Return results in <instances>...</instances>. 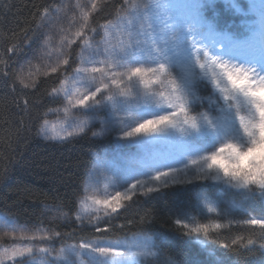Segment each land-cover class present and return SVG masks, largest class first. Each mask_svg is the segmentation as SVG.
Masks as SVG:
<instances>
[{
    "label": "snow or ice",
    "instance_id": "obj_1",
    "mask_svg": "<svg viewBox=\"0 0 264 264\" xmlns=\"http://www.w3.org/2000/svg\"><path fill=\"white\" fill-rule=\"evenodd\" d=\"M103 6L104 0H77L79 17L73 15L67 28L58 29L55 62L46 64L42 74L63 76L49 95L63 99L55 111L64 118L51 122L47 113L38 117V134L48 139L68 141L99 121V131L92 136L114 140L111 153L96 155L75 214V221L83 225L87 220L100 235L81 237L58 250L38 247L37 242H52L61 233L29 232L4 217L3 226L11 231L3 235L13 243L0 244V264H37V251L52 257L39 264H159L162 234L139 231L107 239L111 229L99 222L122 215L141 197L160 200L169 190L186 191L189 186L198 189L195 200L201 216L226 218L236 207L247 218L202 222L195 214L182 213L173 221L181 236L207 253L205 259L192 258L186 264H239L226 253L239 257L240 249L250 251L257 241L237 237L227 243L215 237L235 223L258 229L264 240V215H252L244 207L255 202L264 211V0H122L113 19L93 25ZM38 11L35 29L64 8L41 6ZM226 13L244 17L243 31L226 23ZM32 30H22L25 46L31 43ZM51 39L48 36L45 44ZM77 42L80 62L68 74ZM20 48V42L11 43L6 52L15 54ZM10 59L0 54V66L7 69ZM16 81L23 89H35L39 77L31 71L25 77L21 70ZM23 105L27 111L26 98ZM101 175L106 181L102 191L97 187ZM208 182L223 185L222 191L238 200L223 210ZM139 222L150 223V213ZM213 246L225 255H218ZM259 247L264 250V243Z\"/></svg>",
    "mask_w": 264,
    "mask_h": 264
},
{
    "label": "trees",
    "instance_id": "obj_2",
    "mask_svg": "<svg viewBox=\"0 0 264 264\" xmlns=\"http://www.w3.org/2000/svg\"><path fill=\"white\" fill-rule=\"evenodd\" d=\"M62 0H0V54L5 58L11 56L9 66L4 69L0 66V215L15 221L28 228H43L49 233L60 232L61 238L52 241L60 247L65 243L79 242L81 237L91 238L100 235L95 232L92 224L80 223L74 220L78 210V200L82 194L86 175L93 163V155L113 148L111 137L97 139L91 131L86 134L69 139L68 141H45L38 134L39 119L49 109L61 106L60 98L50 96L54 87H59V73L48 77L39 76V82L35 89H23L16 81L17 65L28 55L29 51L38 45L42 38L41 29H35L39 20L38 9L47 6L56 8ZM122 0H104L102 10L93 18V25L104 23L113 19L115 9ZM226 23L232 24L238 31H243L242 21L244 17L237 14L226 13ZM31 27L28 32L31 43L23 44V29ZM21 43V48L15 54L6 52L11 43ZM79 42L71 50V66L67 73L76 66L79 53ZM8 71V76L3 75ZM15 85V90H13ZM29 101V108L24 110L23 100ZM19 101V107H17ZM213 185L221 200V208L228 210L234 200H238L230 191H222L223 185ZM198 189L186 191H168L165 198L150 200L141 197L122 215L116 217H104L99 223L107 224L111 229L106 234L107 239L123 238L133 232L148 231L162 234L164 239L158 241L163 249V255L159 264H168L170 260L176 264H186L192 258L205 259L200 245L195 241H189L182 237L180 230L173 223L182 213L187 212L199 216L202 222L208 219H219L226 223L228 219L243 220L247 218L241 208L232 207L230 216L226 218L201 216L196 209V192ZM252 215H264L259 203H247L244 205ZM56 210L67 216L68 220L60 221L49 218L46 210ZM150 213L151 222L141 224L140 217ZM132 224L129 225L128 221ZM124 225L123 228L119 227ZM67 234H71L70 237ZM237 237H243L244 242L251 237L257 241L251 250L240 249L241 255L226 253L227 258L239 260V264H260L264 260V250L260 249V243H264L259 237V230L242 224L226 225L215 238L230 243ZM218 249V255H225V250Z\"/></svg>",
    "mask_w": 264,
    "mask_h": 264
},
{
    "label": "rangeland",
    "instance_id": "obj_3",
    "mask_svg": "<svg viewBox=\"0 0 264 264\" xmlns=\"http://www.w3.org/2000/svg\"><path fill=\"white\" fill-rule=\"evenodd\" d=\"M79 2L81 4H87L88 0H79ZM76 3H77V0H62L60 2V4L58 6H60L61 8H64V11L59 13L58 17H57V14L53 12L50 16V19H49L47 25L40 28L42 31V38H41L40 42L38 43V45L36 47H34L32 50H30L28 55L17 65V70H16L17 74L21 73V70H23V75L25 77H27L29 72L31 71L33 74L38 75V77H39V76L43 75L42 73L45 70L46 64L55 62L56 55H57L55 49L59 46V38H60V33H59L58 29L61 26H63L64 28H67L69 26V21L72 19L73 15H75L77 18L79 17V12L75 8ZM73 30H75V29H73ZM48 36H51L52 39L48 42V45H46L45 40L47 39ZM95 39L98 41L100 39V35H97L95 37ZM50 49L52 50L51 56L48 55V52ZM79 52H80V49H79ZM85 56L87 57L88 53H85ZM79 62L80 61H79V55H78L77 59H76V66L79 64ZM36 66H39V68H40L39 73H36ZM71 73H72V71H71ZM57 98H60L62 101L61 106L58 107V108H61L63 105V99L61 97H57ZM56 109H54L53 111H51L48 114L49 117L47 119L51 122H57L59 120H63V118H64L63 112L57 113L55 111ZM99 127H100L99 121L95 122L91 126V133H92V131H99ZM40 137L45 141L62 142L59 140H52V139L45 138V136H43V135H40ZM104 137L97 136L95 138L101 139ZM112 141H113V148L111 150L103 151L102 153H99V154H94L93 155V163H94V160L96 159V155L104 156L105 153H111L113 151V149L115 147V143H114L113 139H112ZM93 163H92V166L90 169L93 168ZM86 179H87V175H86ZM98 180H99V183H98L97 187L102 191L104 186H105V182H106L104 179V176L103 175L99 176ZM208 183H213V182H208ZM45 214L51 219L60 220V221L68 220L66 215L59 213L56 210L48 209V210H46ZM4 217H6V216L0 215V237H3V239L0 240V244L7 247V246L11 245L13 242L9 239L8 236L3 235L5 232L11 231V229L5 228L3 226L2 218H4ZM73 218L75 220V215ZM9 220H11V219H9ZM11 221H13V220H11ZM13 222L17 226H19L21 229L27 230L29 232H35L37 230L47 231L41 227H39V228H28V227L21 226V225L17 224L15 221H13ZM84 223H87V220H85ZM37 244H38V247L39 246L52 247L56 250H58L61 247V246L60 247L55 246V244L53 242H44L42 244L37 242ZM54 255H55V252H53V256ZM41 259L51 260L52 257H46V256H44V254H41L37 251L35 253L34 260L37 262V264H39V261ZM8 264H10V262H8Z\"/></svg>",
    "mask_w": 264,
    "mask_h": 264
}]
</instances>
